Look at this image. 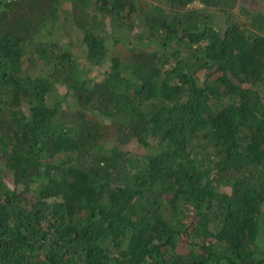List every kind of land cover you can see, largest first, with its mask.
<instances>
[{
    "label": "trees",
    "instance_id": "obj_1",
    "mask_svg": "<svg viewBox=\"0 0 264 264\" xmlns=\"http://www.w3.org/2000/svg\"><path fill=\"white\" fill-rule=\"evenodd\" d=\"M257 3H0V264H264Z\"/></svg>",
    "mask_w": 264,
    "mask_h": 264
},
{
    "label": "rangeland",
    "instance_id": "obj_2",
    "mask_svg": "<svg viewBox=\"0 0 264 264\" xmlns=\"http://www.w3.org/2000/svg\"><path fill=\"white\" fill-rule=\"evenodd\" d=\"M189 7H193V8H201V7H203V5L202 4H200L198 1H195L194 3H192ZM256 9H254V11H258V10H264V6H263V4H261V3H257L256 4ZM235 12H238V9L236 8L235 10H234ZM212 13V15H213V17H214V19H220V16H221V14L220 13H218L217 11H212V10H210L209 11V13ZM260 13H262V14H264V11H259ZM264 29V28H263ZM55 30V32H54V34H53V36H52V38H51V34L50 35H47V34H43L41 37H40V39L42 40V41H47V39H50L51 38V40L52 41H60L61 39H62V36H63V28H61L60 27V29H54ZM263 33H264V31H263ZM100 68V67H99ZM100 72V69H96L95 71H93V74H96V75H98V73Z\"/></svg>",
    "mask_w": 264,
    "mask_h": 264
},
{
    "label": "built area",
    "instance_id": "obj_3",
    "mask_svg": "<svg viewBox=\"0 0 264 264\" xmlns=\"http://www.w3.org/2000/svg\"><path fill=\"white\" fill-rule=\"evenodd\" d=\"M6 1L9 2V1H11V0H0V3H1V2H6Z\"/></svg>",
    "mask_w": 264,
    "mask_h": 264
}]
</instances>
